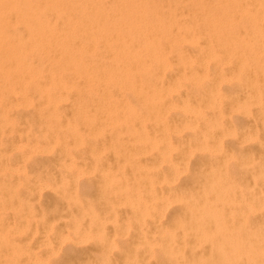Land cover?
I'll return each mask as SVG.
<instances>
[{
  "label": "rangeland",
  "instance_id": "obj_1",
  "mask_svg": "<svg viewBox=\"0 0 264 264\" xmlns=\"http://www.w3.org/2000/svg\"><path fill=\"white\" fill-rule=\"evenodd\" d=\"M18 24L0 28V43L17 47L25 64L17 67L0 48V65L11 70L0 69V264H240L243 252L264 242V209H250L253 198L264 205V152L241 150L236 140L255 129L264 137V88L258 96L252 85L215 79L236 62L209 59L200 69L195 61L183 78L171 54L169 68L155 74L164 101L175 105L163 114L195 125L172 140L234 130L235 140L225 135L222 142L233 152H90L96 140L88 127L106 121L74 102L101 91L64 89L46 83L45 75L26 74L29 61L46 68L51 62H40L41 43L30 53L35 42ZM245 25L240 21L233 31ZM249 61L264 66V57ZM121 93L141 110L134 94ZM53 96L60 100L46 102ZM185 96L201 113L179 108ZM75 130L85 146L73 142ZM248 157L253 161L244 162Z\"/></svg>",
  "mask_w": 264,
  "mask_h": 264
},
{
  "label": "bare ground",
  "instance_id": "obj_2",
  "mask_svg": "<svg viewBox=\"0 0 264 264\" xmlns=\"http://www.w3.org/2000/svg\"><path fill=\"white\" fill-rule=\"evenodd\" d=\"M240 21L247 28L234 32ZM17 23L24 27L30 42H35L34 46L28 44L30 53L37 52L35 48L41 43L44 48L37 53L40 62H51L46 68L32 67L29 61L28 69L23 70L26 74L45 75L46 83L64 89L80 85L101 91L99 95H80L74 102L97 109L106 121L101 128L88 127L96 140L88 147L90 152H233L224 149L222 142L225 135L234 139V130H226L220 138L198 135L191 142L172 140L173 135L195 125L169 120L163 114L175 105L164 101V83L155 74L169 68L167 57L171 54L181 63L183 78L188 77L184 71L191 70L193 62L205 69L209 59H217L236 62L227 76L216 75L217 81L236 79L252 85L258 96L264 88V66L249 61L264 57V0H0V28L6 25L8 30ZM0 44L1 52L12 55L17 67L25 65L17 47ZM219 53L223 56L218 57ZM8 68L0 65L2 72H10ZM244 71L248 76L241 75ZM116 87L118 92H114ZM122 91L134 94L141 104L140 112ZM59 100L53 96L46 102ZM179 108L201 113L187 96L179 101ZM257 136L256 129L242 131L236 138L237 146L246 152H264V137ZM71 137L75 145L85 146L81 133L75 130ZM49 138L59 141L57 136ZM243 142H249L248 147ZM252 161V157L244 160ZM250 205V209H264L256 198ZM263 249L261 241L250 246L240 264H264Z\"/></svg>",
  "mask_w": 264,
  "mask_h": 264
}]
</instances>
